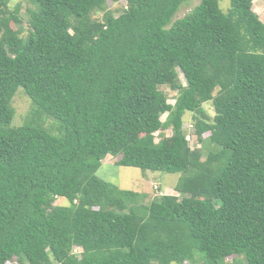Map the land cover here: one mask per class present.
I'll list each match as a JSON object with an SVG mask.
<instances>
[{
  "label": "trees",
  "instance_id": "trees-1",
  "mask_svg": "<svg viewBox=\"0 0 264 264\" xmlns=\"http://www.w3.org/2000/svg\"><path fill=\"white\" fill-rule=\"evenodd\" d=\"M29 1L22 34L0 0V264H264V23L253 0L226 11L200 0L175 20L187 0H125L116 14L108 0ZM19 87L31 109L15 126ZM186 111L198 140L209 132L205 158L186 139ZM106 155L180 172L179 196L145 203L104 181Z\"/></svg>",
  "mask_w": 264,
  "mask_h": 264
},
{
  "label": "rangeland",
  "instance_id": "rangeland-1",
  "mask_svg": "<svg viewBox=\"0 0 264 264\" xmlns=\"http://www.w3.org/2000/svg\"><path fill=\"white\" fill-rule=\"evenodd\" d=\"M200 0H187L181 3L174 14L172 20L180 18L188 13ZM219 5L223 11H226L230 7L229 0H218ZM8 9L15 10L19 17L18 22H11L10 26L13 30L20 29L22 34H26L28 31L27 22L29 19L28 11L34 8V5L29 0H6ZM122 5H125V0H120L117 3L107 1L108 9L114 11L116 14L117 9L120 10ZM252 10L258 15L259 19L264 23V0H253ZM102 12L94 13V17L99 18ZM180 80L184 83V79L179 75ZM167 95L168 103H174L176 92L170 90L167 87L162 88ZM11 107L14 109V116L12 119V125L18 126L22 124L31 109L30 99L24 94L21 87L17 88L12 100ZM203 108L211 118L214 115L213 106L211 102L203 103ZM166 114L161 116V120H164ZM183 131L186 139L191 148L200 149L202 152V158L207 157L209 153L215 148L213 144L207 141L209 132H204L201 139L198 140L194 132L192 113L186 111L182 117ZM43 123L46 127L50 128V132L54 135L57 132L54 130L57 125L56 120L52 118H44ZM165 135H170L172 131L167 129L164 131ZM155 141L159 139V132L154 133ZM119 156L106 155L101 161L96 170V175L104 181L110 182L121 189L135 190L146 194L144 200L148 203L154 197L161 194H173L179 196L174 191V187L178 182L181 173L180 172H163V171H151L142 170L132 166H122L116 161ZM57 205H67L68 202L64 197H57L54 201ZM80 248H75L73 252H79ZM245 260L242 256H229L226 258V264H244ZM6 264H17L15 260L9 261Z\"/></svg>",
  "mask_w": 264,
  "mask_h": 264
}]
</instances>
